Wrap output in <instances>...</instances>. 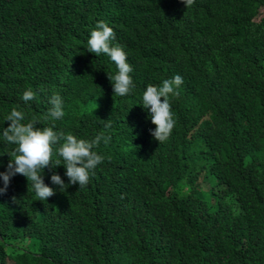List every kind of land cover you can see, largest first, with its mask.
<instances>
[{
	"label": "trees",
	"instance_id": "1",
	"mask_svg": "<svg viewBox=\"0 0 264 264\" xmlns=\"http://www.w3.org/2000/svg\"><path fill=\"white\" fill-rule=\"evenodd\" d=\"M98 21L133 69L126 96L107 78L114 62L87 52ZM175 75V126L158 144L142 95ZM54 94L64 116L37 127L104 132V160L84 188L59 190L51 175L68 179L53 146L46 201L12 177L0 264H264V0H0V172L15 148L5 117L40 119Z\"/></svg>",
	"mask_w": 264,
	"mask_h": 264
},
{
	"label": "clouds",
	"instance_id": "2",
	"mask_svg": "<svg viewBox=\"0 0 264 264\" xmlns=\"http://www.w3.org/2000/svg\"><path fill=\"white\" fill-rule=\"evenodd\" d=\"M180 2L187 8L194 3V0H180ZM113 40H115L113 29L106 22L98 21L87 40V52L94 53L96 57L105 54L114 62L117 72L112 76L107 75V78L111 81L114 95L123 97L130 94L135 87L129 75L133 69L127 63V53L123 47L118 44L113 45ZM182 83L183 78L175 75L163 80L159 86L148 85L143 92L141 106L147 110L151 124L155 126L154 130L150 131V135L158 144L169 139L175 126L169 97L179 95L178 90ZM35 96L36 93L28 89L22 94L21 99L28 102ZM49 103L51 107L40 119L34 118L24 123L25 114L16 108L5 117V121L10 123L2 130V136L5 141L15 145V148L11 153L13 159L9 160L6 171L0 172V180L3 181L0 195L7 193L11 178L17 174L31 182L36 200L46 201L55 195L53 188L44 183L42 172L45 168L52 169L53 146L56 145H58L56 154L59 157L55 161L56 167L62 165L68 179V184H65L59 175L55 173L51 175V184L58 186L59 190H65L70 185L84 188L89 182L90 174H94L93 170L103 162L104 157L97 154L94 149L101 141L104 144L110 141V136L105 135L104 132L89 141L78 139L71 133L54 131L53 127H37L41 120H56L64 116L63 101L58 94H54ZM110 127V122L104 124L105 131Z\"/></svg>",
	"mask_w": 264,
	"mask_h": 264
},
{
	"label": "rangeland",
	"instance_id": "3",
	"mask_svg": "<svg viewBox=\"0 0 264 264\" xmlns=\"http://www.w3.org/2000/svg\"><path fill=\"white\" fill-rule=\"evenodd\" d=\"M169 99H172V96H170ZM24 246H26V245H24ZM32 249H33V247L28 246V250H29V251H32Z\"/></svg>",
	"mask_w": 264,
	"mask_h": 264
}]
</instances>
